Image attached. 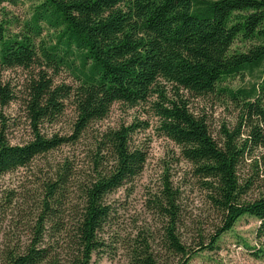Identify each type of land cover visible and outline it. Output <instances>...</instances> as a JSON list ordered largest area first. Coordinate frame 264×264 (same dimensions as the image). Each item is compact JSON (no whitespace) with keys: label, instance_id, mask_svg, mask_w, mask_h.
Wrapping results in <instances>:
<instances>
[{"label":"trees","instance_id":"16d2710c","mask_svg":"<svg viewBox=\"0 0 264 264\" xmlns=\"http://www.w3.org/2000/svg\"><path fill=\"white\" fill-rule=\"evenodd\" d=\"M25 1L30 15L15 21L16 31L0 23V70L29 73L21 101L29 139L12 144L7 137L12 122L2 118L0 175L82 139L89 144L80 162L70 156L48 162L34 189L25 192L31 204L21 210L22 231L0 246V264H90L93 254L105 251L103 232L113 214L106 198L139 175L147 159L132 137L148 121L92 129L114 103L147 107L156 134L176 145L220 217L206 244L183 243L179 191L163 179L150 207L165 220L162 245L169 259L187 264L198 252L214 250L220 235L244 215L258 220L255 237L264 243L258 164L248 177L241 173L252 150L264 147V76L257 91L231 92L239 120L233 129L221 125L217 139L206 115L190 109V98L212 94L226 77L263 64L264 0ZM19 2L24 0H0V12ZM238 38L260 43L231 50ZM62 67L75 71V84L54 80ZM17 98L0 77V105ZM68 105V132H47L45 126L59 121ZM261 158L264 164V153ZM135 244L131 264H158L145 239Z\"/></svg>","mask_w":264,"mask_h":264},{"label":"rangeland","instance_id":"374dc122","mask_svg":"<svg viewBox=\"0 0 264 264\" xmlns=\"http://www.w3.org/2000/svg\"><path fill=\"white\" fill-rule=\"evenodd\" d=\"M29 15L28 1L19 2L16 6L5 4L4 10L0 12V23L6 22L9 32L12 33L18 29L17 22L26 20ZM48 35V31L43 32V37ZM258 43L260 41L256 39L238 38L231 50L246 51ZM74 73L75 71L62 67L54 80L75 84ZM28 75V71L21 68L0 70L2 82H8L18 97L8 105H0V125L2 118L13 123L7 129V137L12 144L29 139V129L21 104L23 84ZM263 76L264 62L252 72L245 71L228 76L220 83L216 92L190 98V109L195 114L206 115L211 134L217 139L221 125L233 129L239 120V107L237 100L231 97V92L238 89L248 91L253 87L257 91ZM71 119L72 111L68 105L59 121L50 126L46 125L45 130L67 133ZM134 120L149 122L148 128L138 130L132 137L135 145L146 150L147 159L139 175L107 196V203L113 209L112 218L103 232L108 245L104 252L93 254L90 264H131V249L136 245L135 239H145L158 264H178L177 259H169L163 249L165 220L150 207V199L159 194L163 179L166 178L171 188L179 191L178 235L183 243L190 247H198L200 241L206 244L220 224L219 215L191 175L190 165L179 155L176 145L156 134V119L147 107L142 105L131 108L114 103L107 116L94 123L92 129L101 131ZM245 131L246 129L244 133ZM88 144L89 140L82 139L74 145L61 147L45 158L36 159L27 168L0 175V246L21 233V210L31 204L28 196L24 198L26 191L34 189L37 180L49 169L48 162L50 165L54 164L65 156L75 157L80 162ZM263 153L264 147L254 148L252 155L242 164L241 173L248 177L257 163L259 184L264 187V164L261 163ZM257 193L256 191L255 194ZM257 225L258 220L253 216L244 215L238 218L231 229L220 235L214 250L198 252L187 264H264V243L260 244L255 237Z\"/></svg>","mask_w":264,"mask_h":264}]
</instances>
